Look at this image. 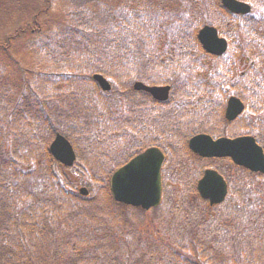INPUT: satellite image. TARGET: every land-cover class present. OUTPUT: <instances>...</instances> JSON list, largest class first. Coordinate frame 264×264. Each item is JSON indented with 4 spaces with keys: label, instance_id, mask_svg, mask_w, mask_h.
Returning a JSON list of instances; mask_svg holds the SVG:
<instances>
[{
    "label": "trees",
    "instance_id": "trees-1",
    "mask_svg": "<svg viewBox=\"0 0 264 264\" xmlns=\"http://www.w3.org/2000/svg\"><path fill=\"white\" fill-rule=\"evenodd\" d=\"M50 1L31 6V11L37 9L35 24L48 9L42 5ZM68 1L74 8L65 12L58 33L47 38L48 46L57 47L55 58L67 67L59 72L66 88L53 93L47 86L38 87L39 92L35 87L43 74L23 68L15 57L9 60L21 69L20 81L11 83L0 71V264H264V205L252 207L239 189L232 194L237 198L208 206L196 192V181L207 167L226 176L224 168L187 148L197 133H226L223 121L221 128L212 125L221 112H206L216 102L205 99L197 77V54L200 60L209 59L197 41V29L204 21L219 27L220 13H214L210 0H199L196 17L192 9L182 12L171 31L158 17L114 19L91 10L89 0ZM28 28L26 24L7 35L0 51L7 56ZM212 59L218 65L208 79L215 80L212 88H223L230 79L225 61L220 63L224 57ZM93 74L107 78L112 91L102 93ZM246 78V87L254 90L256 76L235 80ZM136 80L170 85L169 100L156 103L148 94L133 91ZM234 94L245 102L257 99L256 93L243 89ZM194 96L198 111L180 113L178 105ZM55 133L74 144L78 163L73 168L49 155ZM258 139L264 145L261 135ZM131 144L136 149L157 146L166 154L164 207L145 212L111 199L109 175L130 152L115 161L109 158L124 148L118 146ZM100 160L105 164L99 168ZM93 168L97 176L90 174ZM89 174L84 182L76 177ZM30 182L39 189L34 184L28 189ZM80 186L89 196L77 193ZM255 257L261 263L253 261Z\"/></svg>",
    "mask_w": 264,
    "mask_h": 264
},
{
    "label": "rangeland",
    "instance_id": "rangeland-1",
    "mask_svg": "<svg viewBox=\"0 0 264 264\" xmlns=\"http://www.w3.org/2000/svg\"><path fill=\"white\" fill-rule=\"evenodd\" d=\"M210 1L211 5L216 8L214 13H221L225 16L223 9L220 7L219 0ZM247 1L254 7L251 16L237 19L236 17L230 18L231 16L228 15L225 21L226 24L228 22L230 23L228 25L225 24L223 27H218L221 31L220 34L224 38H228L227 40L229 42L227 51L228 58L224 57L223 60L221 59L220 63L222 65L225 60H228L230 67L233 68V75L249 72L252 69L251 67L257 69L254 75L258 79L259 84L264 86V52H262L264 48V0ZM39 2L40 0H0V42L5 40L6 35L12 34L15 29H20L26 24H29L30 27L28 28L30 33L27 32L19 36V39L13 42L11 46L12 49L7 51L9 52L7 56L0 51V71H4L9 76L11 83L20 81L22 76L21 69L9 60L11 57H15L21 61L23 68L36 72V74L39 72L43 74L38 75L41 83L35 87V89L40 92V87L47 86L49 88L48 92L54 93L57 89V91H62L63 88H66L65 77L59 76V72H61L62 68L65 70L67 67L61 65L57 60L58 58H55L56 55L54 52H57V47L54 45L48 46L49 41L47 42V38L50 37L55 30L58 33L57 26L65 22V12L72 11L74 6L71 4H74V2L68 0H51L50 4H43L42 8L48 6V9L45 15H42L43 17L41 16L38 19V23L35 24L32 15L34 14L33 11L36 12L37 9L31 11L30 8L31 6L37 7L38 4H40ZM88 2L90 5H88V7L93 11H97L101 16L109 14V16L114 19L131 17L134 14H140L143 18L158 17L162 19L164 27L171 31L176 27L178 20L181 19L183 15L182 12H186V8H198L200 3L199 0H89ZM135 4L136 6H134ZM192 17H196V11H194ZM204 23L216 26L215 22L208 23L204 21ZM100 24H102V22ZM43 43L45 45H43ZM3 45L7 46L6 42L2 44V46ZM200 58L201 57L197 54V59L199 60L198 65H201V69L198 70L197 73V77L201 80V92L205 88V99L209 102H218L219 96L213 90L211 83L215 82V80L212 76L208 79V74L212 75L218 64L216 63L215 65L210 59L200 60ZM7 63L11 64V68ZM5 69L7 71H5ZM232 86L233 85L225 88L227 91H224V93H227ZM16 88H18V83ZM53 93L51 95H53ZM228 94L229 93H227V95ZM197 102L198 98L194 96L192 99L188 100L187 103L178 105V111L180 113H189L191 110L195 109V113L199 108ZM214 107L215 104H211L206 107V109L210 112L214 110ZM245 116L246 115H244L243 118ZM249 118L251 121L257 122L259 118H263V113L255 115L250 112ZM111 156L113 159L115 156L114 153ZM104 164L105 161L100 160L96 162L99 168ZM30 168L33 169L32 166H30ZM93 169L94 171H91L90 174L97 176V171L95 168ZM90 174L83 177H78L76 175V177L80 179L81 182H84L89 179ZM32 184H34V182L28 183L27 188L31 189ZM252 187H254L255 190H259L260 187H262L260 192L262 196H257V199L259 202H264L263 181L254 182ZM34 189L38 190L39 187L34 184ZM165 210L163 212H165Z\"/></svg>",
    "mask_w": 264,
    "mask_h": 264
},
{
    "label": "water",
    "instance_id": "water-1",
    "mask_svg": "<svg viewBox=\"0 0 264 264\" xmlns=\"http://www.w3.org/2000/svg\"><path fill=\"white\" fill-rule=\"evenodd\" d=\"M222 6L235 14H246L249 6L237 0H221ZM198 40L203 49L212 55H222L227 48L224 39L218 36L215 28L205 26L198 32ZM93 79L102 90L110 89L107 81L99 75ZM133 88L138 91L150 93L155 99L164 101L168 97V87H147L140 82ZM243 109V105L236 98H230L226 108V118L234 119ZM189 149L201 157H230L237 165L245 166L252 171L264 172V156L262 150L250 137L234 140L221 138L213 140L207 135L194 136L188 143ZM55 160L70 167L75 161V154L70 143L60 135H56L49 147ZM164 156L157 148L147 149L136 156L123 167L115 171L110 178V193L112 198L119 203L133 207L149 209L160 203L161 177L160 169ZM135 169L138 179L129 183L120 179L125 169ZM197 190L203 199L209 200L210 205L222 202L226 196V184L222 177L215 171L206 170L197 184ZM80 194L86 195V189H80Z\"/></svg>",
    "mask_w": 264,
    "mask_h": 264
},
{
    "label": "snow or ice",
    "instance_id": "snow-or-ice-1",
    "mask_svg": "<svg viewBox=\"0 0 264 264\" xmlns=\"http://www.w3.org/2000/svg\"><path fill=\"white\" fill-rule=\"evenodd\" d=\"M120 179L126 180L129 183H135L138 179V175L135 169L130 166L128 169H125V172Z\"/></svg>",
    "mask_w": 264,
    "mask_h": 264
},
{
    "label": "flooded vegetation",
    "instance_id": "flooded-vegetation-1",
    "mask_svg": "<svg viewBox=\"0 0 264 264\" xmlns=\"http://www.w3.org/2000/svg\"><path fill=\"white\" fill-rule=\"evenodd\" d=\"M220 108H221V107H220ZM241 122H242V121H241ZM230 125H232V124H229L228 126H230ZM237 125H238V124L236 123L235 127H237ZM241 125L244 126V127H245V126L248 127L249 123L246 121V122H243V124H241ZM235 127H234V128H235ZM261 175H262V174H261Z\"/></svg>",
    "mask_w": 264,
    "mask_h": 264
},
{
    "label": "bare ground",
    "instance_id": "bare-ground-1",
    "mask_svg": "<svg viewBox=\"0 0 264 264\" xmlns=\"http://www.w3.org/2000/svg\"><path fill=\"white\" fill-rule=\"evenodd\" d=\"M163 190H161V193H162Z\"/></svg>",
    "mask_w": 264,
    "mask_h": 264
}]
</instances>
